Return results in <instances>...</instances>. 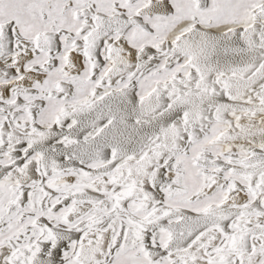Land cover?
<instances>
[{"label":"snow or ice","instance_id":"6c2138e0","mask_svg":"<svg viewBox=\"0 0 264 264\" xmlns=\"http://www.w3.org/2000/svg\"><path fill=\"white\" fill-rule=\"evenodd\" d=\"M0 264H264V0H0Z\"/></svg>","mask_w":264,"mask_h":264}]
</instances>
